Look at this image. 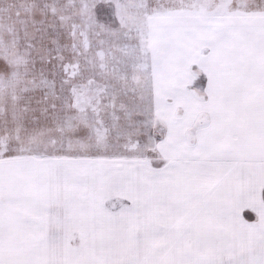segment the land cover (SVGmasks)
<instances>
[{"label":"snow or ice","instance_id":"obj_1","mask_svg":"<svg viewBox=\"0 0 264 264\" xmlns=\"http://www.w3.org/2000/svg\"><path fill=\"white\" fill-rule=\"evenodd\" d=\"M0 264H264V0H0Z\"/></svg>","mask_w":264,"mask_h":264}]
</instances>
